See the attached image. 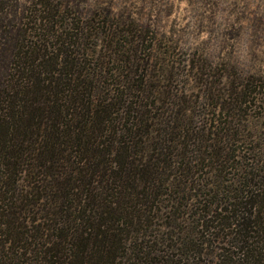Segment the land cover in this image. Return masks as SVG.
I'll use <instances>...</instances> for the list:
<instances>
[{
    "label": "trees",
    "instance_id": "trees-1",
    "mask_svg": "<svg viewBox=\"0 0 264 264\" xmlns=\"http://www.w3.org/2000/svg\"><path fill=\"white\" fill-rule=\"evenodd\" d=\"M36 1L32 36L0 2V264H264V146L227 126L252 92L206 85L232 116L200 129L167 68L130 64L133 20Z\"/></svg>",
    "mask_w": 264,
    "mask_h": 264
},
{
    "label": "rangeland",
    "instance_id": "rangeland-1",
    "mask_svg": "<svg viewBox=\"0 0 264 264\" xmlns=\"http://www.w3.org/2000/svg\"><path fill=\"white\" fill-rule=\"evenodd\" d=\"M0 2L7 12L10 8L18 9L15 22L27 28L26 35L46 33L29 29L32 23L25 25L38 12L36 0ZM98 6L111 10L115 15L113 20H118L119 25L135 22L133 36L142 39L139 42L142 45L138 50H130L134 55L130 64L145 66L151 82L162 78L158 71L167 68L164 76L168 80L164 84L170 85V92H175L176 87L178 96L190 97L192 107L188 115L198 122V128H204L205 123L221 128L222 122L232 116L226 107L218 106L216 111L212 108L209 93L204 95L206 85L211 96L216 97L224 92L222 84L229 88L234 83L251 91L246 115L234 114L227 126L231 132L242 131L244 138L249 131L253 136L251 146H264V0H50L47 11L59 15L56 20L66 18L62 24L66 22L68 26H87L91 21L97 26L103 20V16L93 15ZM6 17L10 18L11 13ZM50 25L56 36L60 30L52 19ZM26 41L23 44L29 45L28 38ZM91 43L85 41L87 46ZM45 44L50 47L54 38L49 37ZM111 51L119 54L121 50ZM89 54L88 50L84 52L82 63L91 66L94 62L88 58ZM200 71L207 75H197Z\"/></svg>",
    "mask_w": 264,
    "mask_h": 264
}]
</instances>
